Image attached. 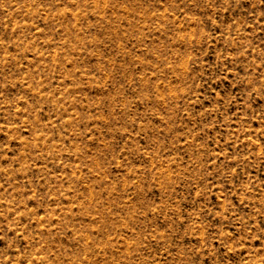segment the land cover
<instances>
[{
  "label": "rangeland",
  "instance_id": "374dc122",
  "mask_svg": "<svg viewBox=\"0 0 264 264\" xmlns=\"http://www.w3.org/2000/svg\"><path fill=\"white\" fill-rule=\"evenodd\" d=\"M0 264H264V0H0Z\"/></svg>",
  "mask_w": 264,
  "mask_h": 264
}]
</instances>
